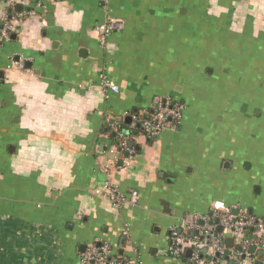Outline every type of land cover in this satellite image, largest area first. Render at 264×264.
Masks as SVG:
<instances>
[{
  "label": "crops",
  "instance_id": "1",
  "mask_svg": "<svg viewBox=\"0 0 264 264\" xmlns=\"http://www.w3.org/2000/svg\"><path fill=\"white\" fill-rule=\"evenodd\" d=\"M109 7L123 25L101 39L99 0H0L20 15L0 39V264H83L93 242L130 264H191L190 248L171 254V230L194 236L214 201L264 239V0ZM101 74L117 92L104 96ZM156 99L182 106L179 124L135 133L109 162L112 122ZM106 181L137 204L112 205Z\"/></svg>",
  "mask_w": 264,
  "mask_h": 264
},
{
  "label": "built area",
  "instance_id": "2",
  "mask_svg": "<svg viewBox=\"0 0 264 264\" xmlns=\"http://www.w3.org/2000/svg\"><path fill=\"white\" fill-rule=\"evenodd\" d=\"M7 2L14 5L16 0H7ZM99 3L104 13V20L95 26V31L101 39H104L112 31L121 28L123 21L111 14L109 0H99ZM19 21V14L3 11L0 14V39L8 38ZM100 86L105 97L109 93L118 91L117 84L104 74L100 75ZM181 115L182 106L180 104L169 103L167 100L162 102L161 99H157L149 116L144 118L133 116L128 129L138 126L147 134L155 136L166 128H175L180 122ZM112 126L117 133L118 140L114 148L110 150L112 156L108 159L109 162H112L119 154L132 153L128 139L124 135L126 131L123 130L119 121H113ZM104 193L116 207L126 203L137 204L136 191L133 190L128 195H124L111 181L105 182ZM193 228L196 232L194 236L183 234L173 228L170 233L169 249L171 254L177 256L182 254L186 248H190L189 262L191 264H252L254 252L250 251V247L264 246L261 224L257 219L247 214L245 210H238L235 213L221 201H214L207 214H197ZM218 228L221 230L218 231ZM249 229L251 236L248 233ZM124 234H128L126 230ZM226 238L233 240L232 247L225 244ZM80 261L83 264L131 263V260L113 254L106 242L89 244L81 253Z\"/></svg>",
  "mask_w": 264,
  "mask_h": 264
},
{
  "label": "trees",
  "instance_id": "3",
  "mask_svg": "<svg viewBox=\"0 0 264 264\" xmlns=\"http://www.w3.org/2000/svg\"><path fill=\"white\" fill-rule=\"evenodd\" d=\"M12 10H14V8L12 9ZM169 103H178L177 101H169V100H167ZM179 104V103H178ZM122 128H123V130H125L126 131V133L124 134L125 136H126V138L128 139V142H129V140H130V137L132 136V135H134L135 133H146L144 130H142L140 127H138V126H136V127H134V128H132V129H128V126H126V125H124V126H122ZM117 140H118V138H117ZM117 140H116V142H117ZM250 232H251V230L249 229L248 230V233H249V235H250ZM251 236V235H250Z\"/></svg>",
  "mask_w": 264,
  "mask_h": 264
},
{
  "label": "water",
  "instance_id": "4",
  "mask_svg": "<svg viewBox=\"0 0 264 264\" xmlns=\"http://www.w3.org/2000/svg\"><path fill=\"white\" fill-rule=\"evenodd\" d=\"M157 100V99H156ZM165 101V99H162V102H164ZM130 145V144H129ZM221 230V228H218V231H220ZM232 241L233 242V240L231 239V238H229V239H227L226 241L228 242V241ZM254 249H255V247L254 246H251L250 247V251L251 252H254ZM258 255H261L262 254V251L261 250H258ZM253 264H263V261L262 260H260V259H254L253 260Z\"/></svg>",
  "mask_w": 264,
  "mask_h": 264
}]
</instances>
